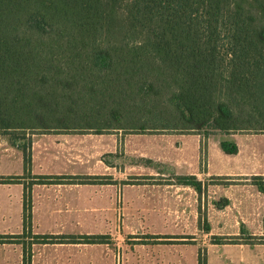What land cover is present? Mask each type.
<instances>
[{
	"label": "rangeland",
	"instance_id": "1",
	"mask_svg": "<svg viewBox=\"0 0 264 264\" xmlns=\"http://www.w3.org/2000/svg\"><path fill=\"white\" fill-rule=\"evenodd\" d=\"M12 4L108 8L110 0ZM221 22L123 18L113 71L110 19H12L10 115L46 119L44 128L15 134L18 143L24 132L31 138L30 173L80 177L32 189L126 194L114 210L95 211L94 232L108 234L115 264H196L200 253L207 264H264V194L256 184L264 183V133L194 130L176 121L188 109L198 118L219 115ZM226 51L232 116L264 119V19L231 20ZM5 132L0 156L23 167ZM221 140L235 142L238 153L226 154ZM31 176L8 184H30ZM185 176H192L188 183ZM197 181L201 190L191 184ZM21 232L14 240L23 243L28 264L41 242L32 225Z\"/></svg>",
	"mask_w": 264,
	"mask_h": 264
},
{
	"label": "trees",
	"instance_id": "2",
	"mask_svg": "<svg viewBox=\"0 0 264 264\" xmlns=\"http://www.w3.org/2000/svg\"><path fill=\"white\" fill-rule=\"evenodd\" d=\"M22 17L40 18H107L110 23V68L118 69V51L120 47V20L133 19H217L222 20V55L219 115L215 118H198L188 109L184 118L177 119L184 128L194 130H256L264 133V119L234 118L230 108V83L228 76V52L226 51L229 38V26L233 19H264V0H110L108 8L102 7H19L12 4V0H0V129H4L9 137V143L21 150L24 157V175H0V183H20L25 174L30 173L32 153L31 138L27 139L24 132L22 142L18 143L17 131L24 129H39L45 126V118H13L10 115V60H11V24L12 19ZM113 76V73H112ZM113 82V79H112ZM39 123V125H34ZM31 124V125H28ZM33 124V125H32ZM12 131V132H9ZM14 135V137H11ZM220 146L226 154H237L238 145L229 140H221ZM258 176V175H255ZM34 182L24 184V229L32 225L31 190L35 183H60L58 181L79 179V176L61 175H32ZM192 176L183 179L188 183ZM195 178V177H194ZM197 190L201 184L191 183ZM259 190L264 194V183L257 182ZM13 236L11 238H16ZM40 242H48L56 236L34 235ZM88 242H107V235L85 236ZM254 237V236H250ZM263 237V236H260ZM76 238V237H75ZM74 238V239H75ZM28 258L24 256V264ZM206 258L199 254V264H206Z\"/></svg>",
	"mask_w": 264,
	"mask_h": 264
},
{
	"label": "crops",
	"instance_id": "3",
	"mask_svg": "<svg viewBox=\"0 0 264 264\" xmlns=\"http://www.w3.org/2000/svg\"><path fill=\"white\" fill-rule=\"evenodd\" d=\"M23 167L20 163L15 169L16 165L9 154L0 156V175L18 174ZM13 185L15 184H0V264H24L23 243H17L11 237L21 235L20 231L24 229L22 214L24 218L25 189L24 185L18 188ZM35 187L31 190L33 233L59 238L35 244L28 264H115L116 249L109 242H103L105 248L102 250L96 246L98 243L78 237L105 235L94 232L97 228L94 223L96 207L103 205L114 210L117 203L122 202V197L123 202H126V194L123 196L119 190L96 194L92 188L70 185H61L59 188ZM118 226L116 222H112L110 228L116 229ZM72 236L76 238H67ZM16 246H21L17 248L21 255L15 254ZM196 261V264H199V255Z\"/></svg>",
	"mask_w": 264,
	"mask_h": 264
}]
</instances>
